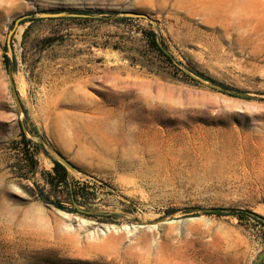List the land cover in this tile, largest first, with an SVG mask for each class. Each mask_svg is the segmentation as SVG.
<instances>
[{
  "label": "rangeland",
  "instance_id": "rangeland-1",
  "mask_svg": "<svg viewBox=\"0 0 264 264\" xmlns=\"http://www.w3.org/2000/svg\"><path fill=\"white\" fill-rule=\"evenodd\" d=\"M256 1L261 12L236 8L225 30L192 0H0V264H264ZM142 29L197 82L114 49H140ZM22 133L34 172L18 155ZM53 161L84 197L62 201L72 212L37 196L55 199Z\"/></svg>",
  "mask_w": 264,
  "mask_h": 264
},
{
  "label": "trees",
  "instance_id": "trees-1",
  "mask_svg": "<svg viewBox=\"0 0 264 264\" xmlns=\"http://www.w3.org/2000/svg\"><path fill=\"white\" fill-rule=\"evenodd\" d=\"M76 15L84 14L88 15V12L84 11H74L72 12ZM120 22L128 21L127 18L117 19ZM36 19L29 18L23 22H34ZM31 24V23H30ZM30 28L28 25L23 33V39H25L26 34ZM126 43L132 44L133 41H128L129 38H124ZM140 42L142 43L140 49L133 48L132 46L126 49L114 48L115 50L125 53V58H127L131 64L139 65L141 68H145L150 72L160 73L165 71L170 73L172 70H176L182 73L185 77L191 81L197 82L193 78L185 75V73L179 68L178 63L174 62L173 57L169 55L166 51V47L162 42L158 41L156 33L152 30L142 29ZM5 66L15 65V60H10L6 55H4ZM171 70V71H170ZM199 77L204 78L200 73H196ZM18 155L22 160H25L28 166V170L34 172L35 170V150L32 147L30 140L26 139L25 135L22 133L20 140L17 142ZM45 185H48L50 190L53 192L54 200L50 199L48 194H45L42 190H38L37 196L39 200L45 204H50L55 208L72 212L73 209H67L62 205V201L67 199L71 205H76L79 203L80 198H84L82 194L79 193V188L76 186L75 182L69 178L67 169L62 166L59 162L53 161V166L51 172H47L44 178Z\"/></svg>",
  "mask_w": 264,
  "mask_h": 264
},
{
  "label": "bare ground",
  "instance_id": "bare-ground-1",
  "mask_svg": "<svg viewBox=\"0 0 264 264\" xmlns=\"http://www.w3.org/2000/svg\"><path fill=\"white\" fill-rule=\"evenodd\" d=\"M192 2H195V5H197V7H199V9L200 10H202L209 18H211V19H217V18H221L222 20H225L227 23V25L225 26V30H228V29H230L231 28V26H234V24L232 23V22H228L229 21V19H230V17H229V14H230V12L231 11H233L234 9H236L237 8V10L242 14V12H245V10H246V8H247V6H249L250 5V3L253 5V10H254V12H256V9H257V13L258 12H261V9H260V7H261V2L260 1H252V0H192ZM236 12V11H235ZM240 14V15H241ZM242 19H243V21L242 22H240L236 27H238V28H242L244 25H245V23L247 22V20H245V18H244V16L242 17ZM220 24H222V23H220ZM224 26V25H223ZM229 26V27H228ZM236 30V29H235ZM254 30V29H253ZM259 30V29H258ZM242 42V41H241ZM257 44V43H256ZM110 131V130H109ZM132 134V133H131ZM107 135V134H106ZM129 135V134H128ZM127 135V136H128ZM113 136V135H112ZM127 136H125V138H122V140L123 139H125L126 140V137ZM109 137V136H108ZM120 137V136H119ZM127 138H130V137H127ZM106 139V138H105ZM112 140V139H111ZM110 140V141H111ZM127 140H129V139H127ZM130 140H131V138H130ZM129 140V141H130ZM113 141H115V140H113ZM119 141L120 140H117V144L115 145L116 147L119 145ZM129 141H127V142H129ZM103 142V141H102ZM126 142V141H125ZM127 142H126V144H127ZM105 143V142H104ZM115 143V142H114ZM130 143H132L131 141H130ZM129 143V144H130ZM134 143V142H133ZM107 144H108V142H107ZM112 145V144H111ZM110 144H108V146L106 147V146H104L105 148H106V150H107V148H108V150H110V146H111ZM134 146V145H133ZM114 148V147H113ZM133 148V147H132ZM152 148V147H151ZM123 149V148H122ZM122 149H121V151H122ZM128 149V148H127ZM127 149H125V150H127ZM130 149V148H129ZM135 149V148H134ZM144 149H145V147H144ZM105 150V149H104ZM117 150V149H116ZM146 150H147V148H146ZM145 150V151H146ZM114 151H115V149H114ZM102 152V151H101ZM106 152V151H105ZM124 152V151H123ZM130 152V151H129ZM168 152V151H167ZM103 153V152H102ZM164 153V152H163ZM108 154V153H107ZM117 154V153H116ZM119 154V153H118ZM124 154V153H123ZM125 154H127L126 152H125ZM115 155V154H114ZM109 156V155H108ZM125 156V155H124ZM129 156H131V155H129ZM165 156H167V155H165ZM115 157V156H114ZM117 157V156H116ZM127 156H125V158H126ZM135 157V156H134ZM166 158V157H165ZM123 160V159H122ZM125 160V159H124ZM159 161V160H158ZM124 162V161H123ZM126 164V163H125ZM161 164H159V166H160ZM165 165V164H164ZM131 166V165H130ZM161 167V166H160ZM166 167V166H165ZM164 167V168H165ZM160 170H162V169H160ZM159 170V173L161 172ZM164 170V169H163ZM158 171V170H157ZM168 171V170H167ZM130 181V180H129ZM129 184V183H128Z\"/></svg>",
  "mask_w": 264,
  "mask_h": 264
},
{
  "label": "water",
  "instance_id": "water-1",
  "mask_svg": "<svg viewBox=\"0 0 264 264\" xmlns=\"http://www.w3.org/2000/svg\"><path fill=\"white\" fill-rule=\"evenodd\" d=\"M24 18L23 17H20L18 18L15 22H14V26L13 28L11 29V31L8 33L7 35V47L10 48V43H11V38L14 34V31L16 29V27L18 26L19 22L22 21Z\"/></svg>",
  "mask_w": 264,
  "mask_h": 264
}]
</instances>
